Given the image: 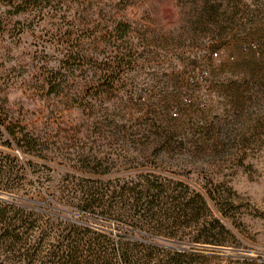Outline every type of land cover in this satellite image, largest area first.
<instances>
[{
  "label": "rangeland",
  "instance_id": "374dc122",
  "mask_svg": "<svg viewBox=\"0 0 264 264\" xmlns=\"http://www.w3.org/2000/svg\"><path fill=\"white\" fill-rule=\"evenodd\" d=\"M8 157L0 264H264V0H0Z\"/></svg>",
  "mask_w": 264,
  "mask_h": 264
},
{
  "label": "trees",
  "instance_id": "16d2710c",
  "mask_svg": "<svg viewBox=\"0 0 264 264\" xmlns=\"http://www.w3.org/2000/svg\"><path fill=\"white\" fill-rule=\"evenodd\" d=\"M5 164L0 163V193L12 194L14 187L11 185V178L15 175L14 169L16 159L8 157ZM16 178L17 175H16ZM135 206V205H133ZM138 206V203L136 204ZM28 207L17 205L13 202L0 198V247L4 240L15 241L18 237L16 229L12 227L22 218ZM33 211V210H32ZM81 245L66 238L63 247L54 248L51 252V264H79V253ZM27 259H23L25 261Z\"/></svg>",
  "mask_w": 264,
  "mask_h": 264
},
{
  "label": "built area",
  "instance_id": "2783aa9c",
  "mask_svg": "<svg viewBox=\"0 0 264 264\" xmlns=\"http://www.w3.org/2000/svg\"><path fill=\"white\" fill-rule=\"evenodd\" d=\"M215 55H217V53H215ZM15 153L20 156V153L18 150H16Z\"/></svg>",
  "mask_w": 264,
  "mask_h": 264
}]
</instances>
